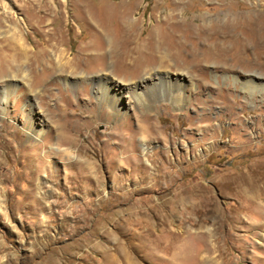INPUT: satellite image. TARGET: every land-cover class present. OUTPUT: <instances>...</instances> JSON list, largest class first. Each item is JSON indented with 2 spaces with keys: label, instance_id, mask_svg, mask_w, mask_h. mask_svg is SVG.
<instances>
[{
  "label": "rangeland",
  "instance_id": "rangeland-1",
  "mask_svg": "<svg viewBox=\"0 0 264 264\" xmlns=\"http://www.w3.org/2000/svg\"><path fill=\"white\" fill-rule=\"evenodd\" d=\"M15 28L28 44L25 56L15 47ZM41 46L45 64L34 74L44 80L33 88L46 135L33 142L26 134L33 89L20 80L0 117V264H170L171 246L198 255L174 264H264L262 221L237 211L244 187L264 186V89L251 95L233 79L255 78L264 87V0H0V85L21 79ZM97 48L108 55L87 61ZM126 49L137 53L135 67L121 55ZM159 61L162 71L192 76L186 109L151 94L152 110L124 98L128 111L115 118L100 109L91 82L78 83L71 69L93 75L105 63L122 80ZM137 116L150 118L160 136L145 156L139 134L131 146L125 141ZM113 133L121 140H109ZM132 160L139 168L133 175ZM152 172L161 183L176 176L181 188L150 189ZM197 181L204 191L192 199L185 191ZM236 213L231 227L224 217L234 221Z\"/></svg>",
  "mask_w": 264,
  "mask_h": 264
},
{
  "label": "bare ground",
  "instance_id": "bare-ground-1",
  "mask_svg": "<svg viewBox=\"0 0 264 264\" xmlns=\"http://www.w3.org/2000/svg\"><path fill=\"white\" fill-rule=\"evenodd\" d=\"M79 1V0H78ZM32 4V3H31ZM84 7V6H83ZM89 11V10H88ZM242 13V12H241ZM240 15V13H239ZM243 16L242 17L240 15L241 18L243 19H249V13L247 11H243ZM91 19V18H90ZM94 19V18H93ZM92 19V20H93ZM127 20V19H126ZM87 22V21H86ZM89 22H87L88 24ZM90 26H93L90 24ZM43 27V26H42ZM38 28V27H37ZM91 28V27H90ZM93 28V27H92ZM91 28V29H92ZM96 27H94L95 29ZM104 28V27H103ZM238 28H242L241 26H239ZM40 29V28H39ZM96 30V29H95ZM94 30V31H95ZM99 30V29H98ZM15 35L12 36L14 39V42L16 44V48L17 51L21 52L23 55L26 54L25 52L28 51L29 47L28 44L26 43L25 38L23 37V33L21 31H19V29L15 28ZM104 31V30H102ZM108 31V30H107ZM101 32V30H100ZM99 32V33H100ZM103 33V32H102ZM105 33V32H104ZM103 33V35H105ZM51 34V33H50ZM101 34V33H100ZM263 34V33H262ZM52 35V34H51ZM51 35H49V37H51ZM95 35V34H94ZM110 35V34H109ZM108 35V36H109ZM113 35V34H112ZM54 36V35H52ZM261 36V34H260ZM48 37V36H47ZM233 37V36H232ZM231 37V38H232ZM63 38V37H62ZM127 39V38H126ZM125 39V40H126ZM236 40V39H235ZM50 41V40H48ZM108 41V40H107ZM114 41V40H113ZM90 42V41H89ZM117 42V41H116ZM121 42V41H120ZM90 44V43H89ZM93 44V43H92ZM118 44V43H117ZM41 45V44H40ZM91 45V44H90ZM96 46V45H94ZM36 47V46H35ZM34 47V51L33 54L31 53V55H33L32 59H30L31 55L29 56L30 58L28 59V65L32 71H30V69H28V72H26L23 77L21 79L14 77L11 78H7L8 80L7 85L5 86H1L0 85V117L1 118H6V113L8 111V100H9V96H11L16 89H18V81L20 80L21 82H24L22 85L26 86L27 88H32L33 91H29L30 95H29V99L28 102L26 104V107L29 110V121L27 123V126L24 127L26 130V134L29 138L30 141L36 142L39 141L41 139L42 136H45L48 130V123L45 119V116L43 115V113H41L42 111H40L38 105H37V100H36V95H34L35 91H34V86L36 84H41V82H43V80L41 79L40 75L34 74V68L37 65H42V67H44L43 65L44 63V52H43V48L42 46L40 48H35ZM38 47V46H37ZM84 47V46H83ZM89 47V46H88ZM97 47V46H96ZM119 47V46H118ZM114 48V47H112ZM120 48V47H119ZM82 49V48H81ZM118 49V48H117ZM32 50V49H31ZM114 50V49H113ZM121 50V49H120ZM84 51V50H83ZM101 51H103V49L101 48H97L96 50L92 51L90 54H88L86 56L87 61H91L92 59H95V56H103V55H108L107 53H102ZM118 51V50H116ZM18 53V52H17ZM114 53H116L117 55L119 54L118 52L113 51L111 49L110 54L115 55ZM15 54V53H14ZM83 54V53H82ZM21 55V54H20ZM21 55V56H23ZM120 55V54H119ZM123 57L128 58L131 62L129 63L130 65H134V67L136 66V64H134L135 62H137L138 56L137 53L135 52L134 54H132V51L130 49H126L125 51H123ZM25 56V55H24ZM135 56V57H134ZM84 57V56H83ZM106 57V56H104ZM111 57V56H110ZM109 57V58H110ZM114 57V56H113ZM117 56H115L116 58ZM79 58V57H78ZM82 58V57H81ZM31 60V65L29 63V61ZM114 60V59H112ZM77 61V60H76ZM80 61V60H79ZM94 61V60H93ZM116 61V59H115ZM71 62V60H70ZM75 62V61H74ZM96 65H98V63L96 62ZM81 66V65H79ZM163 63L161 61L156 63H148L147 65H142L139 67V69L135 70V74H132V77L130 76L129 79L127 78H123L120 81H118L117 79H115V75L112 70H111V65H106L105 63H101L97 68H96V74L93 75H86L85 73H83V71L79 70H75V68L71 67V69L73 70L74 73H76L78 76V78L76 79L79 82H85V81H90L91 85H92V93H93V97L96 100V103L100 106V109H106L109 111V114H112L115 118H121L124 115H126L127 113V107L125 106V102H124V98H126L129 102V104L131 105H135L136 108H139V106H145V103L147 104V108L148 110H152L151 107L154 106L155 102L154 100L151 99V94H154L153 96L156 97V99L160 98V96L164 97V100H166L167 102H169V104L175 108V109H186L188 102H189V95L186 94V92H193V88H194V83L192 81V76L186 74L185 72H181V73H177L176 76H173L169 71H162L163 68ZM37 68V67H36ZM46 68V67H45ZM78 68V67H77ZM1 70V67H0ZM79 72V73H77ZM43 73V72H42ZM79 74V75H78ZM252 76V75H251ZM189 77V78H188ZM234 83L235 84H241L242 85V89L244 91H247L248 94L252 95V92L254 91H260L263 90L264 87L262 86V84L259 83L258 79L255 78H250V80H246V81H241V79H239L238 77H234ZM61 80H63L65 85H70V78L69 77H65L62 78ZM139 80V81H138ZM141 80V81H140ZM189 80V81H188ZM74 82V81H73ZM141 82L144 83V86L141 85ZM159 82L161 84H163V86H159ZM241 82V83H239ZM4 84H6L4 82ZM165 85V86H164ZM204 86L202 85V88ZM159 88H163L164 91H167L168 93L161 95L160 93H157V90H160ZM166 88V89H164ZM84 92H82V95L86 96V93H88V90L86 89V87L83 90ZM173 91V92H172ZM250 95V97H251ZM11 99V98H10ZM155 99V98H154ZM157 99V100H158ZM160 100V99H159ZM158 100V101H159ZM200 99H195V102L198 104ZM202 101V100H201ZM157 103V102H156ZM111 116V115H110ZM114 119V118H113ZM205 119L202 117L200 118V121H204ZM208 119H206L205 121H207ZM137 123H138V128L135 132L131 133L130 137H128L127 143L128 146L133 145V143L135 142V137L137 134H139L141 136V139H139V145H140V151H142V154L145 156L147 153V149H148V145L149 142L153 139L152 137H156L159 136L158 134V130H157V125H154L150 118H144V117H139L137 116ZM127 126V125H126ZM206 127H204L205 129ZM203 131V129H202ZM120 132V131H119ZM160 133V132H159ZM209 133V132H208ZM207 133V134H208ZM213 133V137L215 136V132ZM205 132L203 131V137L205 135ZM121 137V136H120ZM123 137V136H122ZM125 137V136H124ZM160 137V136H159ZM207 137V136H206ZM210 137V136H209ZM152 138V139H151ZM158 138V137H157ZM205 138V137H204ZM113 139H118L121 140L118 136L117 133H113L112 135H110L109 140H113ZM160 139V138H159ZM162 139V138H161ZM203 139V138H202ZM163 141L167 142L166 139H162ZM201 141V140H200ZM202 144V143H201ZM135 145V144H134ZM138 146V145H137ZM134 148V147H133ZM137 148V147H136ZM126 150L124 151L125 154L129 153L128 149L125 148ZM133 150L130 152L132 153ZM189 151L193 152V149H189ZM189 152V153H190ZM141 154V153H140ZM148 154V153H147ZM152 156V155H151ZM166 158L168 155H165ZM181 156V155H179ZM200 156V155H199ZM196 157V156H195ZM135 158V157H134ZM139 158V157H137ZM150 159V158H149ZM165 159V158H164ZM171 160V159H170ZM133 161V160H132ZM168 161V160H167ZM120 164H122V159L120 158V160L118 161ZM130 162V161H129ZM134 162V161H133ZM145 162L148 163V160L145 159ZM151 162V161H149ZM167 163V162H166ZM150 164V163H149ZM85 168L89 167L91 168V166H93V162H86L85 164ZM152 165V164H151ZM122 166V165H121ZM134 166L135 168H131L129 174L132 173V175L135 173L137 174V170H139L136 162H134ZM162 166V165H161ZM151 167V166H150ZM87 168V169H89ZM153 170V169H152ZM163 170V169H162ZM161 170V171H162ZM149 171V169H148ZM172 171V170H171ZM144 172V171H143ZM168 173V172H166ZM171 173V172H170ZM169 174V173H168ZM146 175V172L143 174V176ZM170 175V174H169ZM147 178L151 179L150 181H152V185L150 187V189H152L155 186H164V188H171L174 186H178L179 184L177 183V179L175 177H169V179L163 183L159 182V175H157L156 173H147ZM174 176V175H173ZM164 177V176H163ZM139 178V177H138ZM248 178V177H247ZM244 179V178H242ZM253 179V178H252ZM123 180V179H122ZM120 180V182L122 181ZM242 182V181H241ZM245 182V181H244ZM254 182V181H253ZM141 181H138V184H141ZM259 183V182H258ZM257 183V184H258ZM257 184H249V186L244 187L240 192H241V196L238 195L237 199L242 200V202L244 204L239 205L237 208L238 213L240 212H245L247 214H249L251 217H253L252 219H260L264 225V186L263 187H259ZM179 188H181V185L178 186ZM142 188H140L141 190ZM200 189L202 191H204V186L201 184V182L197 181V184H195L191 189H187V191H185L188 196H190V198L193 199V196H197L195 194V192H197V190ZM138 190V189H137ZM186 190V189H184ZM142 191V190H141ZM208 193V192H207ZM180 196V195H179ZM203 197V196H202ZM181 198V197H180ZM195 199V198H194ZM207 196H204L202 198V201H204V205H202L205 209H206V204H208L207 202ZM180 201V200H179ZM178 201V202H179ZM176 202V201H175ZM181 202V201H180ZM213 204V203H212ZM175 205V204H174ZM181 205V204H180ZM179 206V205H178ZM192 206V205H191ZM172 208V207H171ZM170 208V209H171ZM176 208V207H175ZM174 208V209H175ZM193 208V206H192ZM198 208V207H197ZM161 211V210H160ZM192 213H196V214H201L202 212L200 211V209H191ZM219 211L218 209L216 210V212ZM174 212V211H173ZM185 212V211H184ZM207 212V210H204V214ZM236 213V216L234 217V221L233 218L231 219L230 217H224L225 219V223L228 225L234 226L235 220L239 218V214ZM244 213V214H245ZM199 214V215H200ZM203 214V215H204ZM241 215V214H240ZM231 216V215H230ZM233 216V215H232ZM250 219V218H249ZM192 220V219H191ZM190 220V221H191ZM193 221V220H192ZM224 221V220H223ZM251 221V220H250ZM148 224V223H147ZM163 224H166L163 222ZM256 227V226H255ZM264 227V226H263ZM152 228V227H151ZM166 231V230H165ZM147 233H149L147 235L148 239L151 237H154V235H152V231H148ZM168 233V232H167ZM170 233V232H169ZM162 234V233H161ZM204 234V233H203ZM202 234V235H203ZM205 234H207L208 236H210L211 238L214 237V233L212 232L211 229L206 228ZM159 235V234H158ZM168 235V234H167ZM174 235V234H173ZM171 235V236H173ZM162 236V235H161ZM165 236V235H164ZM163 236V237H164ZM170 236V238H171ZM181 235L175 234L174 239L178 238ZM158 237V236H157ZM157 237L155 239H157ZM162 237V238H163ZM181 238V237H180ZM147 239V240H148ZM161 239V237L159 238V240ZM180 240V239H179ZM162 241V239H161ZM154 242V241H153ZM160 242V241H159ZM182 243V242H181ZM213 246V244H211ZM215 246V245H214ZM122 247V246H121ZM137 249L138 251H142L144 250V248L142 246L137 245ZM171 249L169 250L170 254H171V258L166 260V262H170V264H174L175 261L179 260V258H192L194 262L198 259V255H192L193 252L191 250H186V251H181L178 252L175 249L172 248V246L170 247ZM126 250V248H125ZM122 252H124L122 250ZM168 252V251H167ZM197 252V251H196ZM153 253V252H152ZM124 254V253H123ZM126 254V253H125ZM154 254V253H153ZM109 255V254H108ZM127 255V254H126ZM125 255V256H126ZM122 256V257H125ZM109 257V256H108ZM116 257V256H115ZM114 257V258H115ZM142 257V256H141ZM126 261L128 260V255L125 257ZM130 259V258H129ZM151 259V258H149ZM205 259V258H204ZM207 259V258H206ZM112 260V258H111ZM132 259H130L131 261ZM165 260V259H164ZM163 260V262H164ZM106 261V260H105ZM117 260L113 259L112 260V264H117L116 262ZM129 261V260H128ZM129 261V262H130ZM149 261V260H148ZM109 262V261H108ZM192 262V261H191ZM133 263V261H132ZM177 263V262H176ZM198 263V262H197ZM109 264V263H108ZM120 264V263H119ZM131 264V263H130ZM178 264V263H177ZM194 264V263H193Z\"/></svg>",
  "mask_w": 264,
  "mask_h": 264
}]
</instances>
